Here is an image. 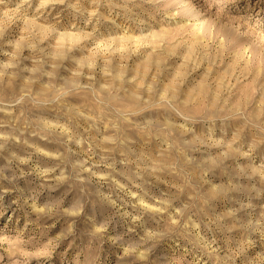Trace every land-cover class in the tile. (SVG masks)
<instances>
[{"label": "rangeland", "instance_id": "rangeland-1", "mask_svg": "<svg viewBox=\"0 0 264 264\" xmlns=\"http://www.w3.org/2000/svg\"><path fill=\"white\" fill-rule=\"evenodd\" d=\"M0 264H264V0H0Z\"/></svg>", "mask_w": 264, "mask_h": 264}]
</instances>
